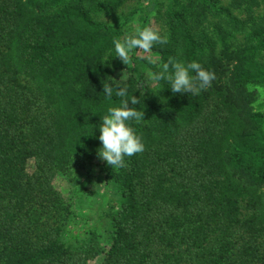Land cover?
Listing matches in <instances>:
<instances>
[{
	"label": "trees",
	"instance_id": "obj_1",
	"mask_svg": "<svg viewBox=\"0 0 264 264\" xmlns=\"http://www.w3.org/2000/svg\"><path fill=\"white\" fill-rule=\"evenodd\" d=\"M119 1L0 0V264H264V112L248 89L264 86V24L234 47L232 29L245 25L217 0H168V42L151 49L161 67L196 61L215 79L199 95L166 80L143 92L161 68L133 49L128 77L114 79L120 32L95 19ZM117 86L139 100L129 107L143 120L129 126L144 151L122 168L96 164L117 196L100 208L109 227L100 215L66 238L73 213L52 182L99 158Z\"/></svg>",
	"mask_w": 264,
	"mask_h": 264
},
{
	"label": "rangeland",
	"instance_id": "obj_2",
	"mask_svg": "<svg viewBox=\"0 0 264 264\" xmlns=\"http://www.w3.org/2000/svg\"><path fill=\"white\" fill-rule=\"evenodd\" d=\"M112 4L117 3L118 0H107ZM217 7L228 8L232 17H235L240 22H243L245 26L241 28L232 29L235 38L231 40L232 46L235 44H242L244 42L245 32L251 29V24H264V0H241L247 1L238 8L234 6L237 0H217ZM151 0H121L118 5L106 12H100L95 15V19L106 25L118 28L120 35L118 38L123 39L126 34H133L141 25L151 26L159 31L161 36H167L168 26L166 25L164 13L168 0H157L158 6L154 11L142 22L143 10L150 5ZM222 18L216 19L210 18L211 22L209 30H213L216 23L223 21ZM225 21V20H224ZM230 24H234L233 21ZM208 26V25H207ZM135 56L140 59H146L152 64L161 68V59L158 54L153 50L145 53L141 50L135 51ZM113 60L120 59L113 52L111 55ZM129 75V68L126 64L122 63L121 66L114 70L113 78L116 80H125ZM146 80L140 82V90L145 91L146 87L154 88L156 81L151 79L148 73L145 75ZM249 90L254 91L257 96L256 102L253 106L258 107L260 111L264 112V86L250 85ZM102 162L99 157L94 161V165L86 166L83 169H77L71 173L68 177L56 176L52 182L54 188L63 196L64 201L69 205L73 218L67 228V236L72 232L83 233L100 215L102 216L101 222L104 231L109 227V218L104 217V211L112 210L114 206L113 199L117 198L114 190L106 188L104 185L103 175L100 173L98 166ZM103 210H101V209ZM107 233L105 232L104 236ZM83 236V235H82ZM84 238H81V241ZM102 256H99L90 264H100Z\"/></svg>",
	"mask_w": 264,
	"mask_h": 264
},
{
	"label": "clouds",
	"instance_id": "obj_3",
	"mask_svg": "<svg viewBox=\"0 0 264 264\" xmlns=\"http://www.w3.org/2000/svg\"><path fill=\"white\" fill-rule=\"evenodd\" d=\"M167 37H162L159 31L151 26L137 29L133 34H126L123 39H114V48L116 56L129 66V52L133 49L141 50L145 53L151 51L156 44H167ZM193 72L195 75H190ZM151 79L159 82L166 80L170 84L173 93H191L199 95L202 90L210 87L211 81L215 79V74L206 70L196 61L185 65L183 62L169 58L164 63L158 73L152 74ZM113 87L109 84H103V92L107 98L111 99ZM115 95L120 97L119 106L109 107L107 114L101 118L99 124V141L101 147L98 149V156L112 168L125 167V157H131L144 151V144L140 136L129 126V121L140 123L143 120V111L134 107H129V101L132 105L139 104L136 96L129 99L126 88L117 86Z\"/></svg>",
	"mask_w": 264,
	"mask_h": 264
}]
</instances>
